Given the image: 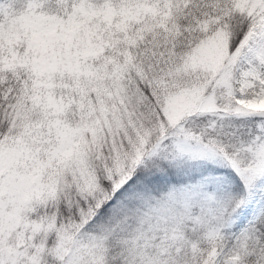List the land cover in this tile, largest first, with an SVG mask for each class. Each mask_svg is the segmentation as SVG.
<instances>
[{"label": "snow or ice", "instance_id": "obj_1", "mask_svg": "<svg viewBox=\"0 0 264 264\" xmlns=\"http://www.w3.org/2000/svg\"><path fill=\"white\" fill-rule=\"evenodd\" d=\"M0 264H264V0H0Z\"/></svg>", "mask_w": 264, "mask_h": 264}]
</instances>
